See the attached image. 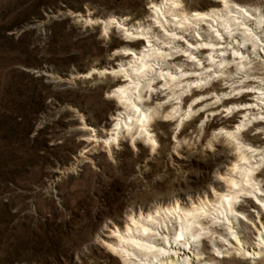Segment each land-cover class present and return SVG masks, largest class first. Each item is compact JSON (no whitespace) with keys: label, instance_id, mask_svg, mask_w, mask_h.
I'll return each instance as SVG.
<instances>
[{"label":"rangeland","instance_id":"obj_1","mask_svg":"<svg viewBox=\"0 0 264 264\" xmlns=\"http://www.w3.org/2000/svg\"><path fill=\"white\" fill-rule=\"evenodd\" d=\"M156 1L0 0V264H122L99 242L113 226L123 228L127 216L141 210L176 200L189 205L212 194L231 148L223 137L215 139L211 125L241 117L212 115L217 100L209 108L199 105L180 129L178 116L165 119V111L177 106L172 93L181 87L158 85L145 91L143 104L161 112L149 129L155 150L139 135L133 145L125 133L110 148L85 139L105 138L119 112L112 93L124 78L100 72L124 64V49L139 52L144 46L116 24L105 33L102 21L159 32L151 11ZM214 1L185 0L191 14ZM234 1L264 14V0ZM172 52V68L175 59L183 69L191 65L182 52ZM157 72L154 85L161 80ZM210 84L232 90L239 85L217 76ZM241 231L251 238V230Z\"/></svg>","mask_w":264,"mask_h":264},{"label":"bare ground","instance_id":"obj_2","mask_svg":"<svg viewBox=\"0 0 264 264\" xmlns=\"http://www.w3.org/2000/svg\"><path fill=\"white\" fill-rule=\"evenodd\" d=\"M151 4L153 25L161 29L159 32L152 26L134 31L116 19L102 21L105 33L116 24L126 38H135L144 46L139 52L124 49V64L100 72L124 78L112 93L119 112L105 138L85 139L110 148L118 145L125 133L133 145L139 135L155 150L158 143L149 129L161 112L158 107L151 109L143 104L145 91L158 89V85L181 87L172 93L178 96L177 106L171 112L165 111V117L178 116L180 129H184L185 116L190 117L199 105L212 107L210 102L215 100L220 104L209 110L212 115L222 111L241 117L237 122L211 125L218 132L215 139L223 137L231 148L230 155L224 157L226 168L213 180L211 195L198 197L189 205L176 200L153 211L128 215L123 228L113 226L99 242L122 264H255L264 259V138H260L264 135V14L234 0H217L210 8L198 7L192 14L185 0H157ZM172 50L182 52L191 65L183 69L184 65L175 59L172 68L167 63L174 56ZM208 69L213 74L205 72ZM158 70L161 80L154 85ZM234 75L238 81L231 79ZM214 76L239 85L233 90L219 88L210 84ZM207 85L210 86L202 91ZM236 92L242 95L239 99L228 98ZM186 93L190 98L183 99ZM204 98L207 99L199 104ZM192 102L198 103L193 107ZM250 132L257 133L250 136ZM255 142L260 145L255 146ZM244 203L250 205V211ZM248 229L251 238L242 236L241 230Z\"/></svg>","mask_w":264,"mask_h":264},{"label":"snow or ice","instance_id":"obj_3","mask_svg":"<svg viewBox=\"0 0 264 264\" xmlns=\"http://www.w3.org/2000/svg\"><path fill=\"white\" fill-rule=\"evenodd\" d=\"M112 23H115V21H112ZM130 35V34H129ZM209 45H205V47H208ZM185 55H187V53H185ZM237 55H239V53H237ZM192 59H195V57H192ZM169 117H165V119H168ZM261 119H264V117H261ZM226 135L231 136V133H226ZM109 247H111V245H109Z\"/></svg>","mask_w":264,"mask_h":264}]
</instances>
